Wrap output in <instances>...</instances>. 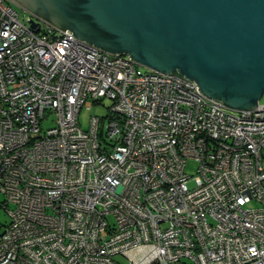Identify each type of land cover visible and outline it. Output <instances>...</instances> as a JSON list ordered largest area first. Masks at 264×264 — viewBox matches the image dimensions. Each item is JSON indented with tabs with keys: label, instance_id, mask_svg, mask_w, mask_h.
I'll use <instances>...</instances> for the list:
<instances>
[{
	"label": "built area",
	"instance_id": "1",
	"mask_svg": "<svg viewBox=\"0 0 264 264\" xmlns=\"http://www.w3.org/2000/svg\"><path fill=\"white\" fill-rule=\"evenodd\" d=\"M30 18L0 0V264H264V95L232 110Z\"/></svg>",
	"mask_w": 264,
	"mask_h": 264
},
{
	"label": "water",
	"instance_id": "2",
	"mask_svg": "<svg viewBox=\"0 0 264 264\" xmlns=\"http://www.w3.org/2000/svg\"><path fill=\"white\" fill-rule=\"evenodd\" d=\"M77 40L195 81L225 107L264 95V0H7Z\"/></svg>",
	"mask_w": 264,
	"mask_h": 264
},
{
	"label": "rangeland",
	"instance_id": "3",
	"mask_svg": "<svg viewBox=\"0 0 264 264\" xmlns=\"http://www.w3.org/2000/svg\"><path fill=\"white\" fill-rule=\"evenodd\" d=\"M9 2V1H8ZM18 12L19 15H24V16H28L29 12H27L26 10H24L22 7L9 2ZM109 100L108 99H103L100 104H95L94 106L91 107V109H86L85 106H83L80 114H79V123L81 125V127L83 129H86L89 125V117L92 114H98V115H103L106 112V108L105 106L108 105ZM54 123V120L49 117L47 119L44 120L43 123V128H46V126L52 125ZM186 171L189 174H192L193 177H197V179H199V177L197 176L196 173V164L194 161H189L187 166H186ZM195 182H197V180H194L193 182H190L189 185L194 184ZM10 208H13V205L10 204L9 205ZM9 221V216L7 214V212L5 210H3V208H0V223L1 224H6Z\"/></svg>",
	"mask_w": 264,
	"mask_h": 264
}]
</instances>
